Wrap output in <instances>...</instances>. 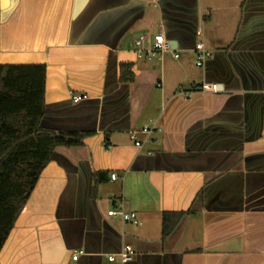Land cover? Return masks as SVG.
I'll use <instances>...</instances> for the list:
<instances>
[{
    "label": "crops",
    "instance_id": "crops-1",
    "mask_svg": "<svg viewBox=\"0 0 264 264\" xmlns=\"http://www.w3.org/2000/svg\"><path fill=\"white\" fill-rule=\"evenodd\" d=\"M2 2L0 63L46 67L41 126L92 134L54 149L0 264H107L124 244L127 264H264V0ZM158 33L172 51L148 58ZM120 202L138 223L107 214Z\"/></svg>",
    "mask_w": 264,
    "mask_h": 264
},
{
    "label": "trees",
    "instance_id": "trees-1",
    "mask_svg": "<svg viewBox=\"0 0 264 264\" xmlns=\"http://www.w3.org/2000/svg\"><path fill=\"white\" fill-rule=\"evenodd\" d=\"M45 76L46 67L41 63H0V249L54 149L80 147L92 134L41 126ZM119 80H133L130 64H120ZM106 181L108 172H94L91 194ZM192 211L164 212L161 239Z\"/></svg>",
    "mask_w": 264,
    "mask_h": 264
},
{
    "label": "built area",
    "instance_id": "built-area-1",
    "mask_svg": "<svg viewBox=\"0 0 264 264\" xmlns=\"http://www.w3.org/2000/svg\"><path fill=\"white\" fill-rule=\"evenodd\" d=\"M136 44L139 45L140 41H137ZM195 50L198 51V53H199V59L197 60L196 64L198 66H201L203 63V53H204V47H203L202 42L196 43ZM169 51H172V45H171L170 41L167 40L163 34L158 33L153 37V44H152L151 49L146 50L144 52V54L148 58H151V57H155V56H162V54L169 52ZM174 57L176 58V57H178V55L175 54ZM212 88L215 89L216 86H213ZM82 98H84L83 94H73L71 96V99L74 102H78ZM151 130H152V128L150 126H144L142 128V132H144L147 135L150 134ZM131 139L132 140L135 139L134 134L131 135ZM135 144L139 147L141 146V144L139 142H136ZM115 177H116L115 174H111L112 180L115 179ZM107 214L110 216H119V218L122 220V222L132 221L134 223H138L135 212L127 211L124 207L123 202H120L116 206V208L108 210ZM134 254H135V251L132 248V246L129 244H124L118 252L110 253V254L106 255L107 264H127L128 262H130L132 260ZM72 259L76 260L77 255L74 254L72 256Z\"/></svg>",
    "mask_w": 264,
    "mask_h": 264
},
{
    "label": "water",
    "instance_id": "water-1",
    "mask_svg": "<svg viewBox=\"0 0 264 264\" xmlns=\"http://www.w3.org/2000/svg\"><path fill=\"white\" fill-rule=\"evenodd\" d=\"M2 3H3L2 0H0V10H1L2 7H3V6H2ZM166 39L169 40L168 38H166ZM169 41H170V40H169ZM170 43H171V45H172V42H171V41H170Z\"/></svg>",
    "mask_w": 264,
    "mask_h": 264
}]
</instances>
